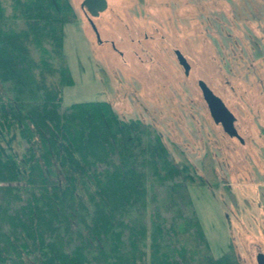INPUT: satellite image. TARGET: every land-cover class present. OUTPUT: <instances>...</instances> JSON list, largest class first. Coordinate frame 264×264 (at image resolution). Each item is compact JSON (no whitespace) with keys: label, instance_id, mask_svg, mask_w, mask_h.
<instances>
[{"label":"trees","instance_id":"trees-1","mask_svg":"<svg viewBox=\"0 0 264 264\" xmlns=\"http://www.w3.org/2000/svg\"><path fill=\"white\" fill-rule=\"evenodd\" d=\"M75 19L69 0H0V140L22 148L0 143V264H241L211 254L188 192L204 177L153 125L61 104Z\"/></svg>","mask_w":264,"mask_h":264},{"label":"rangeland","instance_id":"rangeland-1","mask_svg":"<svg viewBox=\"0 0 264 264\" xmlns=\"http://www.w3.org/2000/svg\"><path fill=\"white\" fill-rule=\"evenodd\" d=\"M69 1L76 19L64 25L63 52L73 84L59 87L61 104L105 100L121 119L153 125L174 160L181 152L204 177L188 192L211 254L232 245L241 264H257L264 253V0H107L92 18L101 42L82 0ZM175 49L190 65L187 75ZM198 80L234 114L242 142L213 122ZM18 139L8 133L0 143L19 154ZM207 155L212 173L203 167Z\"/></svg>","mask_w":264,"mask_h":264},{"label":"water","instance_id":"water-1","mask_svg":"<svg viewBox=\"0 0 264 264\" xmlns=\"http://www.w3.org/2000/svg\"><path fill=\"white\" fill-rule=\"evenodd\" d=\"M80 7L89 15L88 21L95 32L97 41L101 42L99 32L92 20V17H98L99 14L107 8V0H82ZM175 54L179 64L184 69V73L187 75L190 69L189 63L178 49L175 50ZM198 86L201 90L202 97L207 105L213 122L221 125L223 131L229 137H236L242 142L234 124L236 120L234 114L227 108L223 100L216 95L203 80H198ZM255 260L257 264H264V253L258 252L255 255Z\"/></svg>","mask_w":264,"mask_h":264},{"label":"flooded vegetation","instance_id":"flooded-vegetation-1","mask_svg":"<svg viewBox=\"0 0 264 264\" xmlns=\"http://www.w3.org/2000/svg\"><path fill=\"white\" fill-rule=\"evenodd\" d=\"M87 15V18H88V14H86ZM100 15V14H99ZM93 18V17H92ZM95 18V17H94ZM176 50V49H175ZM175 50H174V53H175ZM183 55V54H182ZM175 56H176V54H175ZM184 56V55H183ZM177 58V57H176ZM186 59V58H185ZM178 61V60H177ZM187 61V60H186ZM179 63V62H178Z\"/></svg>","mask_w":264,"mask_h":264}]
</instances>
